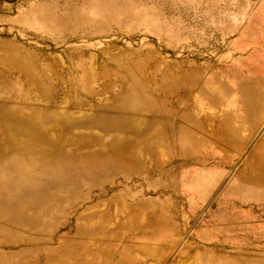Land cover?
Segmentation results:
<instances>
[{
	"label": "rangeland",
	"instance_id": "374dc122",
	"mask_svg": "<svg viewBox=\"0 0 264 264\" xmlns=\"http://www.w3.org/2000/svg\"><path fill=\"white\" fill-rule=\"evenodd\" d=\"M0 264H264V0H0Z\"/></svg>",
	"mask_w": 264,
	"mask_h": 264
}]
</instances>
